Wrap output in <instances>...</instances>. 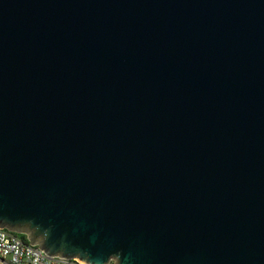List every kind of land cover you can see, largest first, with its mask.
<instances>
[{"label":"water","instance_id":"1","mask_svg":"<svg viewBox=\"0 0 264 264\" xmlns=\"http://www.w3.org/2000/svg\"><path fill=\"white\" fill-rule=\"evenodd\" d=\"M0 228L264 264V0H0Z\"/></svg>","mask_w":264,"mask_h":264},{"label":"built area","instance_id":"2","mask_svg":"<svg viewBox=\"0 0 264 264\" xmlns=\"http://www.w3.org/2000/svg\"><path fill=\"white\" fill-rule=\"evenodd\" d=\"M1 264H83L76 259L48 257L37 245L25 243L16 233L0 228Z\"/></svg>","mask_w":264,"mask_h":264},{"label":"clouds","instance_id":"3","mask_svg":"<svg viewBox=\"0 0 264 264\" xmlns=\"http://www.w3.org/2000/svg\"><path fill=\"white\" fill-rule=\"evenodd\" d=\"M107 264H123L121 254L119 252L111 254L107 261Z\"/></svg>","mask_w":264,"mask_h":264},{"label":"trees","instance_id":"4","mask_svg":"<svg viewBox=\"0 0 264 264\" xmlns=\"http://www.w3.org/2000/svg\"><path fill=\"white\" fill-rule=\"evenodd\" d=\"M17 236H19L25 243H29L27 235L22 234V233H16ZM1 264V263H0Z\"/></svg>","mask_w":264,"mask_h":264}]
</instances>
